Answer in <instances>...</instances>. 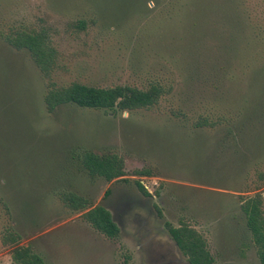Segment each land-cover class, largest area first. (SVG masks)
I'll list each match as a JSON object with an SVG mask.
<instances>
[{
  "label": "rangeland",
  "instance_id": "rangeland-1",
  "mask_svg": "<svg viewBox=\"0 0 264 264\" xmlns=\"http://www.w3.org/2000/svg\"><path fill=\"white\" fill-rule=\"evenodd\" d=\"M247 9L242 0H0V22L45 29L59 64L45 77L28 52L0 41V264H14L7 229L47 264H190L168 224L201 234L215 264H261L241 205L261 194L264 212V45L254 33L264 0ZM73 82L158 83L166 94L146 110L49 112L50 84ZM220 116L234 120L201 125ZM84 150L117 155L126 175L90 177L73 157ZM67 192L107 208L119 237L67 208Z\"/></svg>",
  "mask_w": 264,
  "mask_h": 264
},
{
  "label": "trees",
  "instance_id": "trees-1",
  "mask_svg": "<svg viewBox=\"0 0 264 264\" xmlns=\"http://www.w3.org/2000/svg\"><path fill=\"white\" fill-rule=\"evenodd\" d=\"M249 0H242L247 9ZM80 25L84 26L83 22ZM252 26V25H251ZM256 38L264 45V19L255 23ZM257 40V41H258ZM0 41L18 51H26L45 77H50L59 67L58 52L50 34L43 28L28 25L0 22ZM166 94L164 86L151 84L146 89L134 86L118 85L108 88L89 86L78 82L57 86L50 84L45 96L49 112H54L62 105H75L83 109L130 112L155 107ZM226 119V120H225ZM234 118L219 117L217 121L204 120L201 125L214 127L222 123H232ZM200 125V124H199ZM237 138V134H231ZM79 170L92 178H102L106 182L124 177V161L115 154H96L89 150L73 154ZM141 175H145L141 173ZM263 178V176H262ZM138 187L149 195L145 187L137 182ZM109 191L107 192L108 195ZM61 199L67 208L80 213L88 210L85 219L91 226L110 240L119 237L121 230L113 219L111 212L102 205L93 207L92 202L73 192L63 193ZM261 194L245 199L241 209L246 217V226L251 234L252 243L261 264H264V212ZM169 232L182 254L190 264H215L214 257L208 249L207 242L201 234L187 225L174 228L168 224ZM5 246L12 247L14 264H47L45 259L35 253L31 246L21 245L22 236L14 229H7L2 237Z\"/></svg>",
  "mask_w": 264,
  "mask_h": 264
}]
</instances>
